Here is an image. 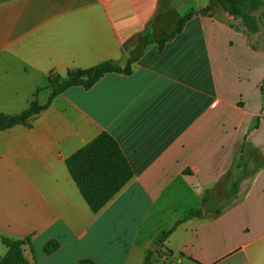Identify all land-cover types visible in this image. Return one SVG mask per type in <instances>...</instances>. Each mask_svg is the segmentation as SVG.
Segmentation results:
<instances>
[{"label": "crops", "instance_id": "obj_1", "mask_svg": "<svg viewBox=\"0 0 264 264\" xmlns=\"http://www.w3.org/2000/svg\"><path fill=\"white\" fill-rule=\"evenodd\" d=\"M211 2L0 0V114L46 105L51 75L106 61L131 71L70 87L0 130V258L6 239L23 242L28 264H145L149 252L151 264H264V40L215 3L201 14ZM101 133L133 174L93 213L66 161ZM254 162L232 207L201 208L162 239ZM50 241L59 248L46 255Z\"/></svg>", "mask_w": 264, "mask_h": 264}, {"label": "trees", "instance_id": "obj_2", "mask_svg": "<svg viewBox=\"0 0 264 264\" xmlns=\"http://www.w3.org/2000/svg\"><path fill=\"white\" fill-rule=\"evenodd\" d=\"M219 5L224 11L234 18H240L244 27L249 32L258 30L255 19L250 16L249 12L253 11L259 5V0H213L210 6L202 9L201 14L207 13L212 8V4ZM193 11L188 12L178 20V25L169 38L158 40L161 47L164 42L180 33L184 24L192 17ZM151 38L149 33L144 34V45L150 44ZM130 60L124 66L116 61L102 62L88 70H72L66 77L59 75H51L48 78V86L51 94L47 104L39 107L32 104L28 110L19 116L7 117L0 114V130L6 129L18 123H26L33 116L37 115L42 109L46 108L50 102L66 89L74 86H81L89 89L101 77L109 73L130 74ZM259 162L256 169L252 170L248 177H253L257 170L261 167ZM66 166L68 172L79 189L83 199L93 213H97L103 208L131 179L132 170L126 159L124 158L116 141L106 133L99 134L90 144L81 148L67 161ZM230 172L224 177L226 178ZM224 178L213 189L204 192L201 199V207L189 211L181 220H179L172 229L162 236V239L180 223L201 217V208H205L208 212L210 205L216 202L217 190ZM241 180H233L230 183L229 194L232 200L225 206L218 207L214 210L213 215L218 216L224 210L232 207L239 199V184ZM1 243L7 248V254L0 258V264H28L22 253V241H10L1 239ZM59 248L56 241H50L44 246V253L50 255ZM145 258V264H151L150 255ZM80 264H94L89 260H82Z\"/></svg>", "mask_w": 264, "mask_h": 264}, {"label": "rangeland", "instance_id": "obj_3", "mask_svg": "<svg viewBox=\"0 0 264 264\" xmlns=\"http://www.w3.org/2000/svg\"><path fill=\"white\" fill-rule=\"evenodd\" d=\"M249 14L256 21L257 28H258L256 32H261L262 40H264V0H259V5L257 6V8L253 11H250ZM237 19H240V18H237ZM165 22L168 26H170L174 23V18L172 16L167 17ZM254 166H255V162L253 164L252 163L249 164V166L243 167L240 171H237V170L231 171L230 174L226 178H224V181H223L224 183H221L220 187L217 190V196H216L217 199H216V202L213 204L215 208L225 206L232 200V197L229 194L230 183L233 180H243V181L247 180ZM242 184H245V183H242Z\"/></svg>", "mask_w": 264, "mask_h": 264}, {"label": "built area", "instance_id": "obj_4", "mask_svg": "<svg viewBox=\"0 0 264 264\" xmlns=\"http://www.w3.org/2000/svg\"><path fill=\"white\" fill-rule=\"evenodd\" d=\"M160 259H162L163 262L167 261L166 254H162Z\"/></svg>", "mask_w": 264, "mask_h": 264}, {"label": "water", "instance_id": "obj_5", "mask_svg": "<svg viewBox=\"0 0 264 264\" xmlns=\"http://www.w3.org/2000/svg\"><path fill=\"white\" fill-rule=\"evenodd\" d=\"M201 213H202V215H205V210L201 209ZM154 249H155V247L152 250H154Z\"/></svg>", "mask_w": 264, "mask_h": 264}]
</instances>
